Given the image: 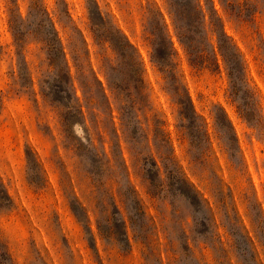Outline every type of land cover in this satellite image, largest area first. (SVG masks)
I'll return each instance as SVG.
<instances>
[{
  "label": "rangeland",
  "instance_id": "1",
  "mask_svg": "<svg viewBox=\"0 0 264 264\" xmlns=\"http://www.w3.org/2000/svg\"><path fill=\"white\" fill-rule=\"evenodd\" d=\"M0 264H264V0H0Z\"/></svg>",
  "mask_w": 264,
  "mask_h": 264
},
{
  "label": "trees",
  "instance_id": "2",
  "mask_svg": "<svg viewBox=\"0 0 264 264\" xmlns=\"http://www.w3.org/2000/svg\"><path fill=\"white\" fill-rule=\"evenodd\" d=\"M198 7H199V10L201 11L202 15L205 17V13L202 12L203 9H202L201 4H198ZM126 40H127V37H126ZM127 43H128L129 46L134 47L129 42V40H127ZM236 49L239 50V48L237 46H236ZM173 53H175V55H177V53L175 51ZM189 53L191 54L190 51H189ZM151 55H152V59H153L154 62L158 63L160 61L159 60L160 59V56H158V54H156V49L154 47L152 48ZM190 60H191L192 65H194L195 62L193 61V58L192 57H190ZM195 65H196V63H195ZM98 82H99V85H100V87L102 88V90L104 92V96L106 97V99L108 101V104H110V100H109V97L106 94V88L104 87V83L100 79H98ZM168 93H169L170 96L173 97L174 102L179 106V108H178V118H180L182 121H185L186 119L189 120V116H188L189 114H187L188 112H186V110H185L186 107H184L185 102L182 101L179 98V96H178V94H176V92H173V94L171 92H168ZM186 94L188 96V107H190V109H191V111H192V113L194 115L199 116V114L197 113V111H196V109H195V107L193 105L192 99H191V97H190V95H189V93L187 91H186ZM155 114L157 116L158 113H155ZM147 120H148V118H147ZM163 125L164 126L165 125H168L167 120H164L163 121L162 126ZM119 142H120V138H119ZM119 156H120L121 161H122L121 169L126 173L127 178H128V182L132 185L133 188H135V185H133L132 182H131V180H130V172H129V168H128L127 164H126V160H125V157H124V150L122 148H120V150H119ZM151 166H153L154 168L158 169L160 175L162 176L163 169H162V166L158 163V159L156 157H153V161L151 162ZM190 184L192 185V187L194 189L196 188L195 185H193L192 183H190Z\"/></svg>",
  "mask_w": 264,
  "mask_h": 264
}]
</instances>
